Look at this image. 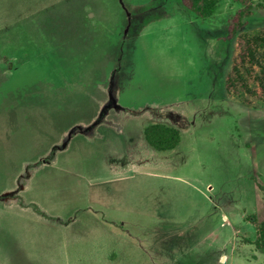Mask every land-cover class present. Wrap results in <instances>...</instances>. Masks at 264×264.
<instances>
[{
	"label": "rangeland",
	"instance_id": "rangeland-1",
	"mask_svg": "<svg viewBox=\"0 0 264 264\" xmlns=\"http://www.w3.org/2000/svg\"><path fill=\"white\" fill-rule=\"evenodd\" d=\"M254 3L241 34L264 28ZM240 8L220 0L201 20L181 0H0V189L31 172L27 197L47 210L30 224L0 208V264H264L252 223L264 222V104L225 89ZM100 81L126 122L179 128L178 147L134 142L133 166L110 169L101 158L124 161L119 137L76 140L46 167Z\"/></svg>",
	"mask_w": 264,
	"mask_h": 264
},
{
	"label": "crops",
	"instance_id": "crops-1",
	"mask_svg": "<svg viewBox=\"0 0 264 264\" xmlns=\"http://www.w3.org/2000/svg\"><path fill=\"white\" fill-rule=\"evenodd\" d=\"M114 58H116L115 55ZM109 59L111 65L110 68H108V71L106 72L107 76L104 77V79L108 80V82L111 81V79H113L114 74L116 73V71L113 72L112 70L113 68L112 64H114L111 62L112 58L108 57V61ZM118 81L120 82V84H124L127 83L129 80L128 77L122 75L121 78L118 79ZM106 85H107L106 83L104 82L102 83L100 81L97 84L98 87L94 90V93L90 96V105L92 109L88 112L89 117L86 118L82 117L79 121H77L79 123H76V125H71V126L67 125L66 127L62 128L59 137H56V139H54V141L51 142L50 144L51 148H53L54 152L56 153H52V156L49 158L50 160L49 159L45 160L46 167L54 168L56 166L55 160L57 162L60 155L68 151L69 148L71 147V143L75 142L76 140H80V141L83 140L88 144V146H91L92 148L94 147V145H98V144L99 147L104 146L108 148L110 146L109 142L112 140V137L113 138L119 137L120 140L124 143L123 145L125 148L124 161L123 159L118 162L113 159L112 161H108L106 160L105 157L101 158L102 162L104 163V166H110V169H112L114 166H119V167L121 166L122 168L124 167L131 168L133 166L131 158H132V147L134 142L136 144H140L144 141L145 145L147 146L146 149H148V146L150 145L145 139L144 132L146 128L152 124H147L143 126L139 124H135L134 126L132 122H126L123 117H120L121 115H123V113H126L127 108H123V107L117 108V107L107 106L109 93H111V87L109 86V84L108 87H106ZM102 88H106L104 90V93L107 92L108 95L102 93ZM63 104L64 102L61 103L62 106L60 105L57 114L60 116H68L70 110L64 108ZM50 114L52 115V112ZM110 115H112V117ZM128 129H130L129 134L126 132ZM127 159H129L128 162L126 161ZM147 161L148 159L144 160L143 162H147ZM37 166L38 165L36 164L34 168H36ZM20 172L21 169L20 171H18V173L14 175L12 174V177L9 176V178H12L13 187H6L7 185L5 187H2L0 189V199L1 197L16 191V188L21 191L20 193L22 197H19L18 201L16 198H12L11 202H5L4 204H0V208L13 212V215L15 217H18V219L20 220L23 219V221H28L29 219L30 224H33L34 221L38 223L41 221L40 218H44L46 214L44 212L45 208L42 205L37 203L31 197L30 199H28L27 197V193L30 189V187L28 188L27 180L29 176L33 175V173L30 172V175L27 177L21 174ZM36 205H39L40 207ZM33 206L36 207V209L33 210ZM48 225L50 228L55 227V229H57L58 227L57 222L55 224L52 225L48 224ZM94 225L97 226V224ZM99 225L101 226L100 222ZM122 226H126L125 223H122ZM111 258L112 256H109V259Z\"/></svg>",
	"mask_w": 264,
	"mask_h": 264
},
{
	"label": "trees",
	"instance_id": "trees-1",
	"mask_svg": "<svg viewBox=\"0 0 264 264\" xmlns=\"http://www.w3.org/2000/svg\"><path fill=\"white\" fill-rule=\"evenodd\" d=\"M183 6L198 19L207 20L215 16L220 0H181ZM241 8L236 12L229 24V39L237 41L236 54L232 67L225 79V89L228 95L243 99L250 104L247 96L264 104V28L255 34H241L245 27V19L253 14L255 0H233ZM145 139L158 151L173 150L181 142L179 129L164 124L155 123L146 128ZM264 192V187H261ZM249 220V219H248ZM256 228L254 245L258 250H264V222L253 220Z\"/></svg>",
	"mask_w": 264,
	"mask_h": 264
}]
</instances>
